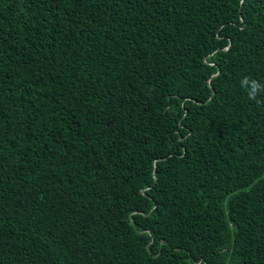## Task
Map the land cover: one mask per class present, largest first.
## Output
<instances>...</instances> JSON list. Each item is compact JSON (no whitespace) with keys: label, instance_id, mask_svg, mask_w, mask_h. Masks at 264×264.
<instances>
[{"label":"trees","instance_id":"1","mask_svg":"<svg viewBox=\"0 0 264 264\" xmlns=\"http://www.w3.org/2000/svg\"><path fill=\"white\" fill-rule=\"evenodd\" d=\"M245 76L264 0H0V264H264Z\"/></svg>","mask_w":264,"mask_h":264},{"label":"clouds","instance_id":"2","mask_svg":"<svg viewBox=\"0 0 264 264\" xmlns=\"http://www.w3.org/2000/svg\"><path fill=\"white\" fill-rule=\"evenodd\" d=\"M240 86L246 91L249 100L256 101L258 104H264V100L257 99L258 97H264V83L245 76L240 81Z\"/></svg>","mask_w":264,"mask_h":264}]
</instances>
